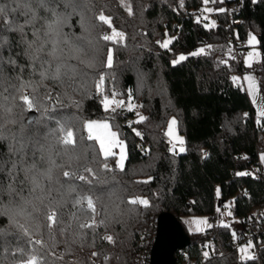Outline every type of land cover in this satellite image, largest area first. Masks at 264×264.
I'll list each match as a JSON object with an SVG mask.
<instances>
[{"label":"trees","instance_id":"obj_1","mask_svg":"<svg viewBox=\"0 0 264 264\" xmlns=\"http://www.w3.org/2000/svg\"><path fill=\"white\" fill-rule=\"evenodd\" d=\"M238 1L240 6L233 13L207 14L200 13L203 0H183L182 6L181 0H90L83 21L80 15L71 16L63 31L82 51L73 53L79 59L69 63L86 76L73 87L46 81V87H38L35 93L26 89L27 94L35 95L38 108L22 112L18 106L14 112L25 124L43 122L56 129V120L65 122L75 133L77 145L65 151L56 142L58 131L49 137L54 146L52 158L63 167L53 168L51 184L43 181L50 192L37 190L30 195L26 189L23 193L31 201L24 207L32 215H16L15 219L28 229L29 236L11 227L8 216L0 215V228L13 233L7 236L11 243L0 244V264H19L31 255L39 264H149L160 212L169 210L180 220L183 215L209 218L217 213L220 217L228 203L234 218L231 223L209 218L211 227L187 230L191 236L186 246L189 264H264V231L244 240L239 237L254 241L257 258L242 260L231 242L233 235L250 228V220L264 222V211L257 217L254 210L264 208V172L259 161L264 148V116L256 113L241 78L245 71H253L264 98V0ZM101 13L111 18V26L98 20ZM232 16L240 17V23H231ZM113 29L124 37H118ZM101 32H109L113 40H103ZM251 32L259 38L261 60L246 66L242 54L249 47L246 39ZM166 41H171L168 47H161ZM109 49L113 54L110 68L106 66ZM68 51L65 47V53ZM180 53L186 59L180 60ZM80 60L93 66L86 67ZM100 75L104 83L99 97L96 82ZM23 79L38 81L39 77L25 73ZM47 91L53 97L59 95L61 104L55 98L47 99ZM111 92L123 99L130 97L137 106L128 108L127 113L133 117L139 111L145 119L118 123L117 107L105 110L102 106L103 94ZM173 114L184 136L183 152L173 151L166 133ZM99 117L118 123L126 145L122 170L114 156L106 161L111 171L105 170L98 142L87 139L84 121ZM9 127L16 131L18 126ZM8 148L9 141L0 140V156ZM85 168L93 169L95 176ZM63 171L87 176L92 183L66 179ZM0 179H5L3 173ZM68 185H75L77 192L69 195ZM77 193L99 198L97 223L91 228L80 227L91 224L93 214L86 204L72 206ZM133 198L146 199L149 205L129 203ZM52 202L67 203L59 209L58 219L63 223L50 230L44 212L45 205ZM7 205L4 196L0 211ZM34 205L39 212L33 211ZM61 228L66 230L62 233ZM106 236H112L113 241ZM201 241L209 242L208 250H201ZM18 247L24 252L16 251ZM141 255L145 263L139 261Z\"/></svg>","mask_w":264,"mask_h":264},{"label":"snow or ice","instance_id":"obj_2","mask_svg":"<svg viewBox=\"0 0 264 264\" xmlns=\"http://www.w3.org/2000/svg\"><path fill=\"white\" fill-rule=\"evenodd\" d=\"M203 2L208 4L209 0H203ZM211 2L215 3L216 0H211ZM220 2L222 3L223 0H220ZM89 3L90 0H0V140L9 141L8 152L0 156V173H3L5 177V179H0V204L3 203L4 196L8 197V205L4 206V210L0 211V215L8 216L11 227H14L23 236H29L30 233L15 217L16 215H32L24 207V205L31 203L23 195L24 191L27 189L30 195L37 190L41 193L46 190L50 192L51 188L47 187L46 189L43 181L47 180L51 184L53 181V168L63 167L62 165H57L52 158L54 146L49 143V137L58 131L60 135L57 136L56 142L62 145L65 151H67L69 146L74 149L77 141L71 127L61 120H56L58 125L56 129L49 128L43 122L34 123L29 121L28 124H25L22 119L18 120L16 118L14 110L18 106L22 108V112L38 108L35 95L27 94L26 89L31 88L32 92L35 93L38 87H46V81H52L57 86L73 87L78 79L86 76V73L77 65L69 63L73 58L79 59V56L74 57L73 53L78 54L82 50L71 44L63 28L73 15H80L81 21H83L84 11L88 9ZM182 5L183 0H181ZM128 10L131 14L130 7ZM206 11L212 12L214 10L208 8ZM216 11L224 12L226 10L220 8ZM97 18L99 21L111 26V18L103 13L99 14ZM205 26L207 27V25ZM113 31L115 32V29ZM115 34L120 38L124 37L123 32H115ZM102 39L112 41L113 36L103 35ZM170 42L162 43L161 47L167 48ZM254 42H256V38L250 34L248 44L251 45ZM65 47L69 49L67 53H65ZM5 52L8 53L7 56H5ZM200 52H203V49ZM198 54L192 53V55ZM21 59L26 62L21 63ZM179 59L184 60L186 57L181 55ZM178 62L176 60L173 61V63ZM80 63L85 64L86 67L93 66L91 62L84 60H80ZM112 63V49H109L106 66L110 68ZM6 69L15 72V76L11 75ZM25 73L37 75L39 80H24L23 76ZM233 79L235 80L236 78L234 77ZM245 79L249 82V92H252L255 88L253 78L246 76ZM103 83L104 76L100 75L99 80L96 82L98 94ZM112 95L115 96V93ZM46 98L49 100L55 98L57 104H61L59 95L53 97L51 91H47ZM102 103L105 110H108L110 103L108 95L103 96ZM116 103L121 107L124 104L123 101ZM48 111L49 109H44L45 113ZM51 111L55 112L56 107L54 106ZM260 115L264 116V111H261ZM48 118L54 119L52 116ZM144 119L145 117H140L141 121ZM175 124V119L171 120L167 133L169 136L172 135V126ZM9 125L18 127L16 131H13ZM85 128L88 132L87 139L96 141L99 144V151L105 160L102 165L105 170L111 171L106 161L109 157L117 155L113 151L114 148H120L117 167L122 170V162L125 156L123 154V142L118 139V134L110 130L108 123L101 121H86ZM179 144L181 145L179 151H185L182 139L179 140ZM76 158L78 159L79 157ZM261 159L264 160V154H262ZM45 164H47V167H44ZM84 171L95 176L91 168H85ZM246 174L238 173V175ZM62 175L69 180L76 178L80 181H85L89 185L92 183L87 176L77 175L75 172L63 171ZM67 190L69 195L77 192L75 185H68ZM96 199L99 198L97 197ZM96 199L93 198L92 194L80 195L77 193L76 197L71 201L73 207L86 204L87 209L93 214L92 223H82L80 224L81 228H91L96 225L97 222L94 219L95 215H98ZM40 202L43 204V198H40ZM64 203L52 202L45 205L44 216L50 230L57 224L63 223L62 220L58 219V214ZM129 203L149 205V201L146 199L133 198ZM14 209H19V211L16 212ZM33 211L39 212L40 209L34 205ZM101 223L103 222L101 221ZM195 223L203 224L206 221L200 220L195 221ZM208 226L211 227V225ZM65 230L61 228L62 233ZM11 234L13 233L0 228V244L11 243L7 240V236ZM105 239L110 242L113 241L112 236H106ZM36 243L39 244L41 242L36 241ZM16 251L23 253L24 249L18 247ZM13 254L15 255V253ZM93 255H96V253H93ZM207 255L208 253H205V256ZM19 264H39V261L35 255H31L26 260L20 261Z\"/></svg>","mask_w":264,"mask_h":264},{"label":"rangeland","instance_id":"obj_3","mask_svg":"<svg viewBox=\"0 0 264 264\" xmlns=\"http://www.w3.org/2000/svg\"><path fill=\"white\" fill-rule=\"evenodd\" d=\"M203 7H204V10L207 14H211V13L215 12L217 9H220V8L224 9V0L222 3L220 2V0H216L215 3L211 2V0H209L208 4H204V2H203ZM208 8H211L214 11H212V12L206 11V9H208ZM250 34L255 36V38H256V42H254L251 45L248 44ZM250 34L248 35V37L246 39V43L249 45V47L246 48V50L242 54V59H243L244 64L246 66H252L253 63L261 60V49L259 46V38L255 32H251ZM101 35H109V32H101ZM250 53H251V55H250ZM181 55L186 56L185 54L180 53V54H178V58ZM246 76H251L253 78L254 83H255V88L252 90V92H249V90H248V83L249 82L247 80H246V82L244 81ZM241 78H242V81L245 83V87H246L248 94L251 98V101L255 107L256 113L258 115H260V112L264 111V98H263V95L261 93V89H260L256 74L253 71H245L242 74ZM112 94H113V92L104 93L103 96L104 95L109 96V101H110L109 108L110 109L117 107V109H116L117 110L116 116L118 117L117 122L121 124V120L123 119L124 114H128L127 109L130 107L132 108L133 106H137V104L132 102L131 104H128V103L123 104V106L121 107L116 102H118V101L127 102V100L131 101L130 97H126L123 99V98L117 96L116 94H115V96H113ZM100 95H101V93H99V97H100ZM103 96H102V101H103ZM102 106H103V103H102ZM141 116H142V114L139 111H137V113L134 114L133 117H130V119H133V118L138 119ZM173 119H175L176 124L172 126V135L169 136L167 134V136H168V140H169V143H170V146L172 147V149L179 151V148L181 147V145L179 144V140L182 139L184 141V144H183L184 149H185V140H184L183 134L179 130L177 116L174 114L171 115L167 121L166 133H168L169 124H170L171 120H173ZM89 120L106 122L110 125V130L112 132L117 133L118 139L123 142V149H124L123 154H124L125 159H126V145H125V141H124L123 137L120 135V132L118 129V123L116 121H112L111 119L106 118V117L88 118L84 121V131L86 134H88V132H87V129L85 128V122L89 121ZM113 151L115 153H117V155H115L113 157L114 162L117 164V161L119 160L120 148L119 147L114 148ZM262 154H264V148L261 149L259 152V161L261 162L262 165H264V160L261 159ZM125 159L122 162L123 165H124ZM229 207H230V205L228 203V207L227 208L225 207L227 210L226 211L224 210L225 214L223 213V215H221L220 217L215 218L214 221L215 222L221 221V222L231 223L234 218L229 215V213H230ZM200 220H205L206 223H203V224L195 223V221H200ZM181 221L184 224L185 228H187L186 230H188V231L204 229L206 226H208L209 224L212 223V221L209 220L207 215H183ZM242 245H243V249L246 252V254H249L251 252V250L254 248V241L251 239L247 240V241H243Z\"/></svg>","mask_w":264,"mask_h":264},{"label":"water","instance_id":"obj_4","mask_svg":"<svg viewBox=\"0 0 264 264\" xmlns=\"http://www.w3.org/2000/svg\"><path fill=\"white\" fill-rule=\"evenodd\" d=\"M190 243L191 236L182 221L169 210L160 212L149 264H177V252Z\"/></svg>","mask_w":264,"mask_h":264},{"label":"built area","instance_id":"obj_5","mask_svg":"<svg viewBox=\"0 0 264 264\" xmlns=\"http://www.w3.org/2000/svg\"><path fill=\"white\" fill-rule=\"evenodd\" d=\"M239 6H240V3L238 0H233V1L224 0V9L229 13H233V11L237 10ZM200 13H206V12L205 10H200ZM216 17L217 16L214 15V18ZM240 21H241L240 17L238 16L231 17V23L237 24V23H240ZM127 103L131 104V101L127 100V102H124V104H127ZM130 117H131L130 114H124L123 119L121 120V124L126 123V121H130L131 120ZM260 170L264 172V165L261 164ZM263 209L264 208H254V210L257 212V217H261L259 211H264ZM217 217H218L217 213H213L212 215L209 216L211 220H214ZM248 224L250 228L247 231L240 232L239 235H233L232 240H231L232 244L237 249L238 255L240 256L242 260H247L250 256L251 258H257L258 251L257 249L253 248L249 254H246V252L243 249V245H242L243 241L239 240V237H241L244 240V239L250 238L252 235H256L264 231V222H259L258 219L250 220ZM199 246L201 250L206 251L209 249V242L201 241ZM187 258H188V250L186 247L180 249L177 252V264H189ZM138 259L141 263H145L144 255L139 256Z\"/></svg>","mask_w":264,"mask_h":264},{"label":"crops","instance_id":"obj_6","mask_svg":"<svg viewBox=\"0 0 264 264\" xmlns=\"http://www.w3.org/2000/svg\"><path fill=\"white\" fill-rule=\"evenodd\" d=\"M246 82V79L244 80ZM245 84V83H244Z\"/></svg>","mask_w":264,"mask_h":264}]
</instances>
